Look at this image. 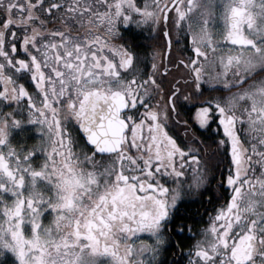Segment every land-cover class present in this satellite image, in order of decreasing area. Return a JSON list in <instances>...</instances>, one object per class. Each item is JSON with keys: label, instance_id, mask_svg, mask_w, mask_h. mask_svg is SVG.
Instances as JSON below:
<instances>
[{"label": "snow or ice", "instance_id": "6c2138e0", "mask_svg": "<svg viewBox=\"0 0 264 264\" xmlns=\"http://www.w3.org/2000/svg\"><path fill=\"white\" fill-rule=\"evenodd\" d=\"M0 264H264V0H0Z\"/></svg>", "mask_w": 264, "mask_h": 264}, {"label": "flooded vegetation", "instance_id": "af4514ba", "mask_svg": "<svg viewBox=\"0 0 264 264\" xmlns=\"http://www.w3.org/2000/svg\"><path fill=\"white\" fill-rule=\"evenodd\" d=\"M146 42V41H145ZM209 195H211L210 193H205L204 194V198H205V200H207L208 199V197H209ZM192 204V207H190L189 209L191 210V212H195V210H196V208H197V204H199V201H197V203H191ZM181 209V208H180ZM189 209H187V210H183V208L181 209V210H179L180 211V214H181V216L182 215H190L191 213L189 212ZM189 222H191V221H189ZM196 229L194 228L193 229V231H195ZM186 237H184V236H174L173 237V241L175 242V240H177V239H185ZM179 252V248L177 247V248H169L168 249V255H169V258L170 259H174V260H179V259H181L179 256H176V257H172V253L173 252Z\"/></svg>", "mask_w": 264, "mask_h": 264}, {"label": "trees", "instance_id": "16d2710c", "mask_svg": "<svg viewBox=\"0 0 264 264\" xmlns=\"http://www.w3.org/2000/svg\"><path fill=\"white\" fill-rule=\"evenodd\" d=\"M190 207H192V204H185V205H181L180 206V208L182 209L183 208V210L185 211V210H187V209H189ZM180 209V210H181ZM183 216V215H182Z\"/></svg>", "mask_w": 264, "mask_h": 264}]
</instances>
